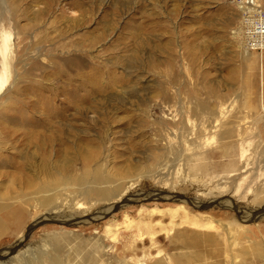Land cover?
Returning a JSON list of instances; mask_svg holds the SVG:
<instances>
[{
  "label": "rangeland",
  "instance_id": "rangeland-1",
  "mask_svg": "<svg viewBox=\"0 0 264 264\" xmlns=\"http://www.w3.org/2000/svg\"><path fill=\"white\" fill-rule=\"evenodd\" d=\"M241 24L237 0H0V264H264Z\"/></svg>",
  "mask_w": 264,
  "mask_h": 264
},
{
  "label": "built area",
  "instance_id": "built-area-1",
  "mask_svg": "<svg viewBox=\"0 0 264 264\" xmlns=\"http://www.w3.org/2000/svg\"><path fill=\"white\" fill-rule=\"evenodd\" d=\"M242 15V33L249 49L264 50V6L251 0H237Z\"/></svg>",
  "mask_w": 264,
  "mask_h": 264
},
{
  "label": "bare ground",
  "instance_id": "bare-ground-1",
  "mask_svg": "<svg viewBox=\"0 0 264 264\" xmlns=\"http://www.w3.org/2000/svg\"><path fill=\"white\" fill-rule=\"evenodd\" d=\"M9 49L5 44V40L3 39L0 42V89L3 88L6 82V67H9ZM7 67V68H8ZM9 69V68H8Z\"/></svg>",
  "mask_w": 264,
  "mask_h": 264
}]
</instances>
